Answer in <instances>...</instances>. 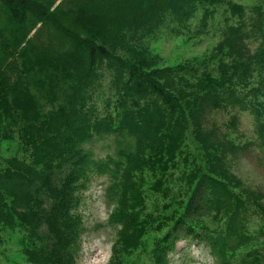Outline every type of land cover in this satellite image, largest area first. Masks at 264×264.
Masks as SVG:
<instances>
[{
	"label": "trees",
	"instance_id": "obj_1",
	"mask_svg": "<svg viewBox=\"0 0 264 264\" xmlns=\"http://www.w3.org/2000/svg\"><path fill=\"white\" fill-rule=\"evenodd\" d=\"M215 6L233 23L210 54L165 66L146 45L199 10L206 29ZM241 113L255 141L240 142ZM97 140L113 150L97 157ZM14 142L0 242L21 233L29 264H78L95 177L116 231L109 264H170L184 240L216 264H264V191L236 171L252 147L264 154V3L0 0V153Z\"/></svg>",
	"mask_w": 264,
	"mask_h": 264
},
{
	"label": "rangeland",
	"instance_id": "obj_2",
	"mask_svg": "<svg viewBox=\"0 0 264 264\" xmlns=\"http://www.w3.org/2000/svg\"><path fill=\"white\" fill-rule=\"evenodd\" d=\"M248 8L264 3V0H232ZM214 15L209 20L208 27L202 29L203 11L199 10L188 29H181L174 23L163 27L154 39L147 42L152 52L162 58L165 66H174L180 62L210 54L218 45L225 28L233 23L226 6H215ZM104 80L103 95H99V104L104 105L105 97L109 95L108 85L110 75ZM226 122L219 115L218 122ZM240 142L255 141L254 120L249 113H241L239 117ZM113 141H95L88 145L97 157H103L113 150ZM18 150L17 142L4 143L0 157L11 156ZM1 160V159H0ZM237 173L246 181L248 186L264 191V154L257 147L240 158L236 166ZM106 181L103 178H93L91 186L83 195V203L79 210L87 231L82 238L81 253L78 264H109L112 247L116 239V231L107 221L111 209L104 202ZM19 232L5 231L0 242V264H29L24 257ZM170 264H216L210 251L204 245L194 241L184 240L177 244L176 252L170 256Z\"/></svg>",
	"mask_w": 264,
	"mask_h": 264
}]
</instances>
